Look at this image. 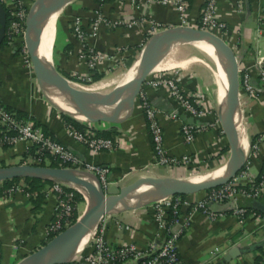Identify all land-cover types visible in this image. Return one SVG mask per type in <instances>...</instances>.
<instances>
[{"label": "crops", "instance_id": "obj_1", "mask_svg": "<svg viewBox=\"0 0 264 264\" xmlns=\"http://www.w3.org/2000/svg\"><path fill=\"white\" fill-rule=\"evenodd\" d=\"M32 1L25 0L29 6ZM205 1L189 0L188 13L191 19L199 16ZM240 1L242 10L237 11L236 0H217L215 12L225 23L221 36L234 50L239 78L243 73H247L251 84L259 93L257 97L248 98L241 90L238 91L240 121L243 125L244 121L249 122L247 132L240 125L243 137L248 142L264 131V89L257 79L260 67L264 66V0ZM95 10H99L108 21L117 17L137 21V24L130 28L114 27L111 22L101 24L97 35L86 40L87 45L105 54L112 53L115 47H121L129 61L135 58L140 45L146 41L149 28L147 21L161 23L163 28L179 24L174 10L156 3H143L136 8L128 1L106 0L99 3L95 0H72L59 11L51 44L50 56L59 72L71 76L76 71L80 74L88 71L86 65L77 60L79 43L70 34V22L74 16H80L83 29L88 30ZM141 18L146 21H140ZM132 63L125 71L130 70ZM106 64L109 67L111 62ZM175 69L180 73V83L186 90L202 91L206 88L196 67L191 65ZM216 83L218 84V77ZM217 84L215 97L218 102L220 94L217 95ZM147 94L150 103L159 110L164 147L168 154L175 157L188 155L189 163L226 159L229 151L226 137L221 134L216 124L211 125L214 123V115L193 118L192 123L203 122L208 124V127L198 133L190 143H186L179 132V123L165 116V112L176 108V103L167 90L148 89ZM49 100L44 97L33 72L26 67L16 48L8 44L0 47V103L9 107L15 116H19V112L25 115L28 118L25 120L32 121L43 132L71 148L79 158L108 167V187H120L124 185L125 180L136 179L139 175L134 171L137 170H145V174L180 178L185 177L188 172V165L152 167L153 143L138 107H134L133 114L128 119L115 125L106 122L93 123L84 119L97 132L113 131L112 139L118 141L113 150L92 153L66 136L65 120ZM190 118L192 117L185 115L189 123ZM261 150L262 154L260 153L255 161V171H259L263 165L264 144L261 145ZM23 157L22 144L0 148V164H21ZM18 182H22L26 187L24 180L20 179L16 183ZM51 184L52 181L45 183L38 194H8L6 190L0 193L1 264H18L48 241L44 228L54 219L55 204ZM239 203L248 209H254L259 217L247 216L239 220L230 203L223 202L210 205L212 211L223 215L215 220H210L200 211L192 212L187 206L180 207L177 223L171 222L173 217L167 218L169 229L180 231L176 243L177 251L185 264H259L264 259V190L259 198H241ZM114 220L119 221L120 226L114 225ZM109 225L105 238L113 245L131 239L143 242L155 236L161 240L166 232L158 226L147 207L112 214Z\"/></svg>", "mask_w": 264, "mask_h": 264}, {"label": "built area", "instance_id": "obj_2", "mask_svg": "<svg viewBox=\"0 0 264 264\" xmlns=\"http://www.w3.org/2000/svg\"><path fill=\"white\" fill-rule=\"evenodd\" d=\"M118 1H128L136 8H139V5L143 3H156L167 6L177 13L178 25L205 29L219 36H221L225 27V23L217 17L215 12L217 0H206L196 19L189 17V0ZM0 3L5 8L8 17L5 29L7 44L18 48L24 64L33 72L24 43L25 17L29 5H27L25 0H0ZM235 9L237 11L242 10V2L240 0H236ZM106 20L107 18L99 10H95L88 30H85L82 27L80 16H74L71 19L70 34L79 43V49L76 53L77 60L85 64L88 69L85 74H80L77 71L72 74L78 79L91 80L95 72L110 68L124 54L121 47H115L112 53L105 54L86 44L88 37L97 35L101 24L111 22L110 24L114 27L127 28L137 24V21L120 17L112 21ZM140 21L146 20L141 18ZM147 22L149 28L146 32V40L157 31L164 29L161 27V23L153 20ZM143 43L140 45L141 47H143ZM107 62H111L109 67L106 64ZM257 79L264 89V66L260 67ZM180 82V73L174 68L153 69L144 79L136 96L135 106L142 112L153 143L154 161L151 164L152 167L189 163L190 157L188 155L175 157L167 153L164 147L163 127L158 117L159 110L150 103L147 94L148 89L164 88L167 90L169 96L176 103V108L165 112V116L179 123V132L186 143H190L198 133L204 131L208 124L203 122L189 123L186 121L185 115L192 118L214 115L216 117L211 125L216 124L221 134H224L217 117V109L214 112L204 93L199 89L186 90ZM239 90L248 98L257 97L259 94L251 84L247 73H243L242 77L239 78ZM262 106L264 109V101ZM78 121L82 123V129L76 128L71 123H64L65 133L68 138L83 145L92 153L110 151L117 147L118 141L99 134L89 122L81 119ZM243 123L244 125L240 121V125L247 132L249 122L244 121ZM19 144L24 146L22 164L42 165L46 163L47 165L51 157L61 164H66V167L93 174L98 179L103 190H106L110 184L108 167L79 158L71 148L43 132L32 121L15 116L0 103V148L16 147ZM262 144H264V131L258 137L248 140L244 165L225 184L184 197L177 195L168 196L145 206L144 208L150 209L152 218L157 221L158 226L166 230L161 240H158L155 236L143 242L131 239L127 242L113 245L105 238L112 214H104L91 229L90 236L84 247L65 264H185L177 251L176 243L180 231L170 230L167 225L169 213L173 216L171 222L174 224L178 221L177 216L181 206L190 207L192 212L200 211L210 220H215L223 215L212 211L210 205L228 202L239 220H243L247 216L258 218L259 215L254 209L241 206L239 202L241 198H259L264 190V154L262 156V167H260L259 171L254 170L255 161L259 158L260 153L262 154ZM51 190L55 194V204L53 207L54 219L44 228L45 236L48 240L69 226L78 217L74 215L75 211H77V199L72 187H69L68 183L52 181ZM17 192L27 194L22 182L15 183L6 189L8 194ZM113 222L114 225L120 226L119 221L114 220ZM259 264H264V259Z\"/></svg>", "mask_w": 264, "mask_h": 264}, {"label": "water", "instance_id": "obj_3", "mask_svg": "<svg viewBox=\"0 0 264 264\" xmlns=\"http://www.w3.org/2000/svg\"><path fill=\"white\" fill-rule=\"evenodd\" d=\"M71 1L33 0L25 17L24 43L35 80L42 90L55 92L72 102L75 109L89 122L119 124L133 114L136 96L144 79L153 70L154 62L167 50L182 43L208 44L221 58L226 78L223 97L217 106V117L226 137L229 156L222 172L213 178L193 180L189 177H144L120 187L112 185L106 190H103L93 174L71 167L22 163L0 166V182L21 178L60 181L79 184L87 193V203L82 213L69 226L22 259L20 264H65L78 252L87 230L92 229L104 214L139 209L168 196L196 194L218 187L231 180L245 161V151L239 138L238 63L233 48L221 36L205 29L183 25L157 31L138 51L133 61L136 64L135 71L123 85V101L114 107L99 94L73 86L53 63L50 65L39 53L36 28L40 16L50 8L61 9ZM6 20L5 8L0 3V44L5 37ZM52 69L57 78L53 77ZM192 122L193 118H190V123ZM143 186L154 188L138 191Z\"/></svg>", "mask_w": 264, "mask_h": 264}, {"label": "bare ground", "instance_id": "obj_4", "mask_svg": "<svg viewBox=\"0 0 264 264\" xmlns=\"http://www.w3.org/2000/svg\"><path fill=\"white\" fill-rule=\"evenodd\" d=\"M59 11L60 9L58 7H53V8L46 10L40 16L38 23H37V28H36V38L40 46L39 53L49 61L50 65L52 63V57L50 56L51 48H52L51 44H52V40H53L54 33H55V26H56L57 17L59 15ZM192 43L196 45L207 57H209L211 60H213L217 64L218 71L220 73V76L217 75L218 84L216 83L217 84V95L220 94V97L218 100V103H219L223 97V91H224L225 84H226V78H225L223 68H221L217 60L218 54L208 44L197 43V42H192ZM174 47L167 50L158 61L154 62L153 69H162V68H168V67L173 68V66L185 68L186 66H188L190 63L194 61H200V59L196 57L180 59V60L170 59V60L164 61V58L166 57L169 59V55L171 56L170 58H172L171 54H173ZM135 65L136 64L133 62L130 67V70L126 71L124 74L123 72L121 73L123 74L122 76L116 75L113 78H110L108 80H100L88 86H79L77 84L75 85V83H71V84H73V86H78L81 89L95 92L99 94L101 97H103L112 106L117 107L123 101L122 100L123 99L122 89H123L124 82H126L133 75L135 71ZM52 75L54 78H57L53 69H52ZM112 84H114L112 90L108 91V87L111 86ZM46 92H47L46 93L47 97H49L51 102H53V104L56 107L60 108V110L62 109V111L64 110L66 112H70V116L73 118H76V119L83 118L81 113H79V111L75 109L72 102L65 100L62 96L56 94L55 92H50V91H46ZM239 138H240L241 147L244 149V151H246L248 142H246L243 137L241 126L239 128ZM223 166L224 164L214 169H211L210 171L193 175L190 178L193 180H201V179H208V178L216 177L222 172ZM73 185L81 190H84L79 185H76V184H73ZM153 188L154 186H143L138 191H147ZM82 194L84 193L82 192ZM90 231H91V228L87 230L86 235L83 237L82 241L80 242L78 251H80L84 247L86 242L88 241V238L91 233Z\"/></svg>", "mask_w": 264, "mask_h": 264}, {"label": "rangeland", "instance_id": "obj_5", "mask_svg": "<svg viewBox=\"0 0 264 264\" xmlns=\"http://www.w3.org/2000/svg\"><path fill=\"white\" fill-rule=\"evenodd\" d=\"M149 38V37H148ZM147 41V40H146ZM143 44H145V42ZM58 46V44H57ZM144 46V45H143ZM142 47L140 46V49ZM139 49V50H140ZM16 50L19 52L18 48H16ZM172 55V58H170L171 56L169 55V59L166 57L164 58V61H167V60H174V59H186V58H191V57H196L198 59H200V61H194L192 63H190L188 66H193V67H196L199 71V73L201 74V77H202V80L204 82V86L206 88H203V92H204V95L207 97V99L209 100L211 106H212V109L214 110L215 112V106L217 107L218 105V102L216 100V97H215V91H216V77L217 75L220 76V73L218 71V67H217V64L211 60L209 57H207L196 45H194L193 43H182V44H177L175 47H174V50H173V54ZM136 57V56H135ZM135 59V58H134ZM134 59L132 60H127L126 59V56L125 54H123L122 58L119 59L112 67L110 68H107L106 70L104 71H101V72H95L99 75V78L97 80H94V77L91 78V80H88V79H78L77 77H75L74 75L70 76V75H66V74H62V76H64L67 80H69L71 83H77V85L79 86H88V85H91L97 81H100V80H108L110 78H113L114 76L116 75H120L122 76L128 69L130 63H132L134 61ZM217 60L221 66V68H223V64H222V60L220 57L217 56ZM53 62V65H54V61ZM178 66H173V68H177ZM179 68V67H178ZM123 72V74H121ZM114 84H112L111 86L108 87V91H111L112 88H113ZM78 87V86H76ZM46 91L43 90V94H44V97L46 99H49L47 98V95L45 94ZM49 102L51 103V105L57 109L58 111H60L61 113L63 114H66L68 115L69 117L70 116V112H66V111H61L60 108L56 107L50 100ZM82 119L81 120H84L85 117L82 115ZM216 117V116H215ZM73 118V117H71ZM76 120V118H73ZM80 120V119H78ZM117 141V140H116ZM229 156V151H228V154H227V157L225 160L223 161H215L213 159H208L205 161V163H179L178 165H174V166H167V167H175V166H186L188 165L189 167H187L186 169L188 170V172L184 175L185 177H192L193 175H196V174H199V173H203V172H207V171H210L211 169H214L216 167H219L221 165H223L227 158ZM1 166H6L8 164H5V163H1L0 164ZM46 165V163H45ZM137 175H139V177H137L136 179L132 180V181H124V185H127V184H130L132 183L133 181L137 180V179H140V178H144V177H166V176H159V175H156V174H145V170H137V171H134ZM69 187H72V189L75 191V193H79L81 195V198L79 201H77V211H75V217H77L78 215H80L82 213V211L84 210L85 206H86V203H87V200H86V197H87V193L85 191V189L79 185V184H76V185H79L81 186L82 189L84 190H81L77 187H75L73 184H68ZM82 192L84 194H82ZM21 262V260H20ZM20 262L18 264H20ZM22 264V263H21Z\"/></svg>", "mask_w": 264, "mask_h": 264}, {"label": "trees", "instance_id": "obj_6", "mask_svg": "<svg viewBox=\"0 0 264 264\" xmlns=\"http://www.w3.org/2000/svg\"><path fill=\"white\" fill-rule=\"evenodd\" d=\"M95 1H97L99 3H103L106 0H95ZM6 17H7V13H6ZM6 24H7V20H6ZM5 44H7V40L4 37L2 43L0 44V47H2ZM92 77H94V80H97L99 78V75L97 73H94ZM3 106L8 111H10L9 107H7L5 105H3ZM18 114H19V116H17V117L22 118V119H28V118H26L25 115H22L20 112ZM61 117L65 120L66 123H71L78 129H82L83 128V125L79 121L69 117L68 115L61 113ZM98 133L103 135V136H105V137H111V138H113V135H114V132L111 131V130H103V131L98 132ZM4 148H6V147H4ZM42 165H45V164H42ZM47 165H49V166H65V167L67 166L66 164L59 163L57 160H55V159H53L51 157H50V161H49V163ZM21 179L24 180L25 183H26L25 191L29 192V193H36V194L41 192V190L43 189L45 183L50 182L49 180H41V179H35V178H24V179L21 178ZM18 180H20V179H13V180H7V181H4V182H1L0 193H2L3 190L8 189L11 185L15 184ZM177 196L184 197L186 195H177ZM76 199H77V201L82 199L81 195L79 193H76ZM168 217L172 218L173 216H172L171 213H169Z\"/></svg>", "mask_w": 264, "mask_h": 264}]
</instances>
